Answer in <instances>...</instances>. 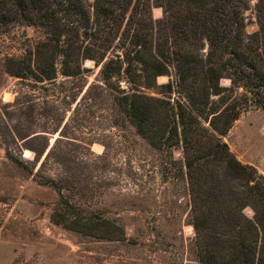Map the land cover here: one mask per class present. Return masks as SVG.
<instances>
[{
  "label": "trees",
  "instance_id": "1",
  "mask_svg": "<svg viewBox=\"0 0 264 264\" xmlns=\"http://www.w3.org/2000/svg\"><path fill=\"white\" fill-rule=\"evenodd\" d=\"M249 1L0 0V35L17 23L46 34L34 50L7 60L11 75L51 81L95 61L108 85L115 78L131 84L117 101L139 133L157 148L182 149L200 264H264V174L224 139L242 114L264 109V0L254 34L246 26ZM153 5L162 18L154 19ZM172 69L175 79L158 85ZM52 218L97 238L126 237L118 222L63 195Z\"/></svg>",
  "mask_w": 264,
  "mask_h": 264
},
{
  "label": "rangeland",
  "instance_id": "2",
  "mask_svg": "<svg viewBox=\"0 0 264 264\" xmlns=\"http://www.w3.org/2000/svg\"><path fill=\"white\" fill-rule=\"evenodd\" d=\"M249 3L246 26L254 34L258 0ZM152 13L164 15L156 5ZM45 39L41 27L20 23L0 35V264H200L182 149L157 148L139 133L117 101L131 84L115 78L108 85L95 61L78 76L59 72L51 81L7 71L9 58ZM175 77L172 69L157 84ZM224 139L264 174V109L242 114ZM61 195L118 222L125 239L55 223ZM245 213L254 215L250 207Z\"/></svg>",
  "mask_w": 264,
  "mask_h": 264
}]
</instances>
